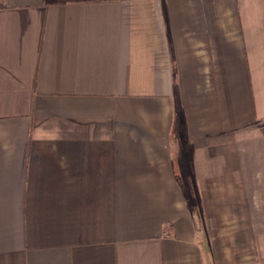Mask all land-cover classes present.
Here are the masks:
<instances>
[{
    "label": "crops",
    "instance_id": "0c3cea01",
    "mask_svg": "<svg viewBox=\"0 0 264 264\" xmlns=\"http://www.w3.org/2000/svg\"><path fill=\"white\" fill-rule=\"evenodd\" d=\"M0 264H264V0H0Z\"/></svg>",
    "mask_w": 264,
    "mask_h": 264
}]
</instances>
